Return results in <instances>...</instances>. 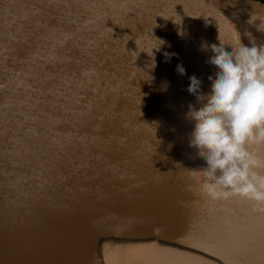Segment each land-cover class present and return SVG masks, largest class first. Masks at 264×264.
I'll use <instances>...</instances> for the list:
<instances>
[{
	"label": "water",
	"instance_id": "obj_1",
	"mask_svg": "<svg viewBox=\"0 0 264 264\" xmlns=\"http://www.w3.org/2000/svg\"><path fill=\"white\" fill-rule=\"evenodd\" d=\"M250 14L264 20V1L0 0V223L32 236L40 220L87 219L264 248V213L201 193L185 118L199 107L189 77L207 94L217 71L202 45L236 31L264 44Z\"/></svg>",
	"mask_w": 264,
	"mask_h": 264
},
{
	"label": "clouds",
	"instance_id": "obj_2",
	"mask_svg": "<svg viewBox=\"0 0 264 264\" xmlns=\"http://www.w3.org/2000/svg\"><path fill=\"white\" fill-rule=\"evenodd\" d=\"M246 23L264 33V20L257 23L254 14ZM218 39L219 45H202L213 53L206 63L217 70L215 78L208 77L210 92H202L195 75L189 77L187 91L199 107L189 104L185 114L193 123L188 146L205 163L189 171L199 176L207 198L247 201L264 213V44L252 40L251 47L246 46L238 31L227 46ZM176 71L186 74L182 65Z\"/></svg>",
	"mask_w": 264,
	"mask_h": 264
},
{
	"label": "bare ground",
	"instance_id": "obj_3",
	"mask_svg": "<svg viewBox=\"0 0 264 264\" xmlns=\"http://www.w3.org/2000/svg\"><path fill=\"white\" fill-rule=\"evenodd\" d=\"M40 221L32 236L22 223H0V264H264V248L223 237L172 229L176 236L162 239L105 221ZM54 239L56 249L48 243ZM23 249L34 250L33 258Z\"/></svg>",
	"mask_w": 264,
	"mask_h": 264
},
{
	"label": "rangeland",
	"instance_id": "obj_4",
	"mask_svg": "<svg viewBox=\"0 0 264 264\" xmlns=\"http://www.w3.org/2000/svg\"><path fill=\"white\" fill-rule=\"evenodd\" d=\"M264 1V0H263Z\"/></svg>",
	"mask_w": 264,
	"mask_h": 264
}]
</instances>
